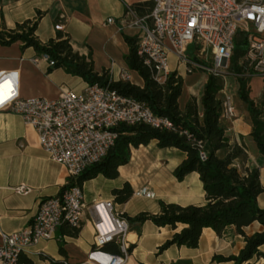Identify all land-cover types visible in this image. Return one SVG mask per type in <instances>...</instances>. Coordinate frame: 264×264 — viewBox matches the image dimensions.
I'll use <instances>...</instances> for the list:
<instances>
[{"label":"crops","instance_id":"1","mask_svg":"<svg viewBox=\"0 0 264 264\" xmlns=\"http://www.w3.org/2000/svg\"><path fill=\"white\" fill-rule=\"evenodd\" d=\"M148 2H151L149 6L146 5ZM152 2L153 0H0V30L12 29L25 20L35 21L34 36L41 44L54 38L60 30L68 35L74 51L92 60L94 71L100 73L111 69L113 80H118V73L125 70L129 74V81L141 86V77L136 71L129 69L124 60L128 45L123 37H136L137 30L121 29L118 21L124 14L126 4L132 7L140 5L138 10L141 14L135 10L136 13L146 15ZM109 17L113 22L106 21ZM21 47L23 44L20 41L9 45L0 44V70L18 71L19 93L22 97L54 98L62 88L75 91L84 88L86 83L79 76L71 75L63 68L48 72L49 67L44 61L32 63L30 58L37 56L36 51L31 46ZM169 64L175 70L176 62L172 55H169ZM177 73L182 77L178 108L183 110L186 101L194 96L201 113L200 99L207 73L187 72L182 65L177 67ZM226 78L227 76L225 81ZM225 88L221 90V98L228 94L234 108L233 117L220 119L225 126V135L230 145L245 147L244 158L237 159L235 163L239 168L256 167L260 171L264 156L258 152L250 135L251 122L246 105L239 97L237 101L233 99V91L238 96V83L231 91ZM258 94L259 92L250 97L255 100ZM0 117V232H13L32 221L41 199L59 194L60 188L67 181V173L63 165L49 159L40 147L34 130L21 116L0 111ZM184 158L185 152L173 147L160 148L155 140L131 148L129 161L119 166L116 178L108 179L99 174L83 183L85 208L77 235L60 234V228L65 224L60 225L55 232L59 239L39 241L29 247L26 254H21L20 260L30 261V264H63V261L66 264H94L86 261V253L94 234L91 205L95 201L111 200L115 210L130 217L139 212L157 213L158 200L180 205L203 204L204 191L196 172L186 174L182 180H177L173 175L174 168ZM262 174L260 171L259 180L264 188ZM125 181L132 186L133 193L125 202L117 203L113 200L111 190ZM18 185H25L29 191L16 193L13 189ZM142 185H147L155 193L153 199L140 197L135 193ZM257 203L264 208V192L257 196ZM99 213L104 217L102 211ZM103 219L101 229L107 227V222ZM129 226L130 248L124 264H234L232 261L217 262L212 260V256L235 255L244 244L243 237L239 234L228 232L218 237L212 229L203 228L197 247L172 245L157 253V247L179 231L183 224L177 223L173 228L169 225L156 226L150 220H144L129 222ZM260 228V224L254 221L244 230L250 234ZM59 245L62 246V253ZM106 249L114 251L115 246L108 244ZM258 263L259 261L254 264Z\"/></svg>","mask_w":264,"mask_h":264},{"label":"built area","instance_id":"2","mask_svg":"<svg viewBox=\"0 0 264 264\" xmlns=\"http://www.w3.org/2000/svg\"><path fill=\"white\" fill-rule=\"evenodd\" d=\"M106 21L111 23L113 19L109 17ZM118 23L121 29L137 30V53L159 84H163L170 73L177 72L179 65L187 72L204 71L219 76L227 73L234 38L239 31L244 33L247 42L244 75H257L264 82V0H153L146 15H138L126 4ZM190 46L193 51L188 53ZM169 55L175 58V70L169 64ZM30 61L34 64L44 61L48 67L54 65L43 53L31 57ZM107 74L108 79L113 80L111 69ZM118 79L129 81L128 72L120 71ZM5 81L10 82V87L0 88V111L21 116L34 130L49 159L64 166L67 177H76L106 154L115 141L114 128L119 123H147L167 128L171 125L168 118L154 115L143 103L108 85L94 82L85 84L81 91L62 88L54 98H24L19 93L17 70H0V85ZM233 116L234 108L226 94L222 98L220 118ZM199 156L205 158L202 151ZM260 171L264 173V164ZM13 190L27 193L29 188L18 185ZM135 193L148 199L155 197L147 185H142ZM84 208L82 187L77 184L41 199L27 226L13 232H0V264H24L20 255L41 240L59 239L55 232L60 225L80 227ZM91 212L94 234L86 261L124 264L130 248L129 221L114 209L111 200L93 202ZM103 218L107 222L105 229L100 227ZM108 244H113L117 251L106 249Z\"/></svg>","mask_w":264,"mask_h":264},{"label":"trees","instance_id":"3","mask_svg":"<svg viewBox=\"0 0 264 264\" xmlns=\"http://www.w3.org/2000/svg\"><path fill=\"white\" fill-rule=\"evenodd\" d=\"M150 3L146 5L149 6ZM133 8L141 14L138 10L140 5H133ZM35 25V21L25 20L12 29L0 30V44L9 45L20 41L23 44L21 48L31 46L37 55L47 54L54 61V65L47 69L48 72L60 67L71 75L79 76L86 84L96 82L108 85L116 92L143 103L154 115L168 118L171 123L169 128L147 123H119L114 128L117 132L115 141L106 154L76 177H67L59 194L73 184L82 187L85 181L99 174L108 179L116 178L119 166L129 161L131 148L155 140L160 148L173 147L185 152V158L174 168L173 175L177 180H182L186 174L196 172L202 183L205 202L201 205H180L158 200L157 213L139 212L133 217L123 216L129 222L150 220L156 226L169 225L174 228L177 223L184 225L157 247V253L172 245L195 248L201 230L210 228L218 237L232 232L241 235L244 241L237 254H214L212 260L232 261L234 264H254L259 261L258 264H264V208L257 203V196L264 192V188L259 180L258 168H239L235 163L237 159L244 158L245 147L230 145L225 135V126L220 120L222 78L207 74L200 99L201 113L194 96H190L184 109L180 110L177 100L181 94L182 77L173 71L163 84L157 83L143 57L137 53L136 37L124 35L128 45L124 60L129 69L136 71L141 77V86L128 80H109L106 71H94L92 60L74 51L68 35L60 30L54 38L41 44L34 36ZM246 46L244 33L237 32L229 65L238 83L237 95L246 105L251 122L250 135L258 152L264 156V89L258 101L249 95L250 78L244 75ZM200 151L205 154L204 159L200 158ZM111 193L115 202L123 203L132 195L133 188L125 181L121 186L113 188ZM254 221L261 228L247 234L244 228ZM78 231L79 227L65 224L59 232L75 236ZM59 251L63 252L61 245ZM114 251H117L116 248ZM23 263L30 264V261L25 260Z\"/></svg>","mask_w":264,"mask_h":264},{"label":"rangeland","instance_id":"4","mask_svg":"<svg viewBox=\"0 0 264 264\" xmlns=\"http://www.w3.org/2000/svg\"><path fill=\"white\" fill-rule=\"evenodd\" d=\"M245 28L244 26H242V29ZM193 51V48L190 46L188 48V53H191ZM210 59L208 58V64H210ZM230 64V63H229ZM232 75V76H231ZM225 76H227L226 81H225ZM220 77L223 80V87H226L225 89H229L230 91L233 90V88H235L236 86V77L233 74L232 70H231V66L229 65V68L227 70V73H224L222 76L220 75ZM249 77L250 82H249V86H250V92L249 95H255L259 92L258 96L255 98V100H259L261 93L264 89V82L261 80L260 77H258L257 75H251V76H246ZM235 90V89H234ZM222 93H220V95L222 96ZM233 99L235 101H237L238 96L235 95V92L233 91ZM262 177H264V173L262 174Z\"/></svg>","mask_w":264,"mask_h":264},{"label":"snow or ice","instance_id":"5","mask_svg":"<svg viewBox=\"0 0 264 264\" xmlns=\"http://www.w3.org/2000/svg\"><path fill=\"white\" fill-rule=\"evenodd\" d=\"M10 87V82L5 81L3 85H0V88H7Z\"/></svg>","mask_w":264,"mask_h":264},{"label":"bare ground","instance_id":"6","mask_svg":"<svg viewBox=\"0 0 264 264\" xmlns=\"http://www.w3.org/2000/svg\"><path fill=\"white\" fill-rule=\"evenodd\" d=\"M200 82V81H199ZM196 83V82H195ZM197 86V85H196ZM187 87H189V86H187ZM193 87V86H192ZM191 87V88H192ZM200 87V86H199ZM190 88V87H189ZM194 89V87L192 88V90ZM200 89V88H199ZM190 90V89H189ZM192 90H191V93H192ZM200 92H201V90H200ZM198 93V92H197ZM1 118V117H0ZM206 234V233H205ZM127 238H128V235H127Z\"/></svg>","mask_w":264,"mask_h":264}]
</instances>
